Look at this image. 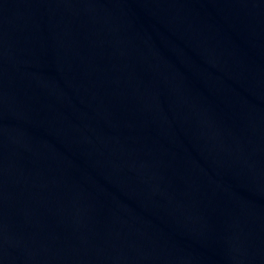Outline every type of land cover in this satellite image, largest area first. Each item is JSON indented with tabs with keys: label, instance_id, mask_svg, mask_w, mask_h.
<instances>
[{
	"label": "water",
	"instance_id": "95a60500",
	"mask_svg": "<svg viewBox=\"0 0 264 264\" xmlns=\"http://www.w3.org/2000/svg\"><path fill=\"white\" fill-rule=\"evenodd\" d=\"M0 264H264V0H0Z\"/></svg>",
	"mask_w": 264,
	"mask_h": 264
}]
</instances>
